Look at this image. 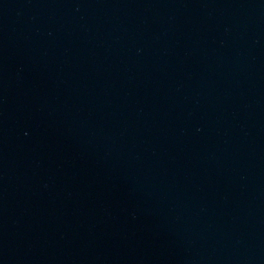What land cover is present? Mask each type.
Returning a JSON list of instances; mask_svg holds the SVG:
<instances>
[{
    "label": "water",
    "instance_id": "1",
    "mask_svg": "<svg viewBox=\"0 0 264 264\" xmlns=\"http://www.w3.org/2000/svg\"><path fill=\"white\" fill-rule=\"evenodd\" d=\"M0 264H264V0H0Z\"/></svg>",
    "mask_w": 264,
    "mask_h": 264
}]
</instances>
